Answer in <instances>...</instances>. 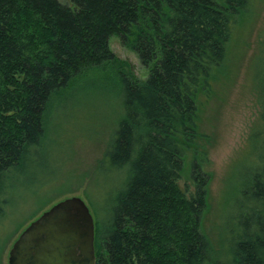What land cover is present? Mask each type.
<instances>
[{"label": "trees", "instance_id": "trees-1", "mask_svg": "<svg viewBox=\"0 0 264 264\" xmlns=\"http://www.w3.org/2000/svg\"><path fill=\"white\" fill-rule=\"evenodd\" d=\"M251 1L0 0V230L18 193L39 192L54 97L94 75L110 82L122 108L99 162L123 177L95 233V264H219L221 249L202 230L210 180L202 112L227 77L233 30ZM113 34L137 54L146 79L112 52ZM259 55L248 141L262 136L260 152L237 189L227 264H264V43ZM186 163L189 197L178 185Z\"/></svg>", "mask_w": 264, "mask_h": 264}, {"label": "rangeland", "instance_id": "rangeland-1", "mask_svg": "<svg viewBox=\"0 0 264 264\" xmlns=\"http://www.w3.org/2000/svg\"><path fill=\"white\" fill-rule=\"evenodd\" d=\"M59 1L70 3L71 0ZM246 19L233 30L227 77L213 86L215 94L202 112L201 130L208 136L206 168L210 172L208 208L202 230L216 248L220 247L219 264H227L229 260L231 238L227 229L236 212L237 189L255 164L262 138L255 128V137L251 134L248 141L259 110L254 86L257 73L263 69L259 54L264 43V0L251 1ZM109 47L131 65L137 78L146 79L148 70L134 51L121 44L116 34L110 36ZM71 83L75 85L54 97L50 108L48 139L42 150L44 167L34 179L39 192L31 199L28 191L18 193L14 200L17 211H13L9 222L0 230V264H8L10 246L24 227L67 197L84 200L92 214L95 233L99 224L104 228L108 209L121 188L122 174L112 172L105 160L99 162L122 111L119 97L108 91L113 89L110 82L104 87L102 78L94 75ZM189 166L186 163L184 170ZM187 174L188 170L178 179V185L189 197L194 182ZM40 206L41 210L25 221L1 250L17 222Z\"/></svg>", "mask_w": 264, "mask_h": 264}, {"label": "water", "instance_id": "water-1", "mask_svg": "<svg viewBox=\"0 0 264 264\" xmlns=\"http://www.w3.org/2000/svg\"><path fill=\"white\" fill-rule=\"evenodd\" d=\"M95 225L84 200L62 199L18 234L8 264H95Z\"/></svg>", "mask_w": 264, "mask_h": 264}]
</instances>
